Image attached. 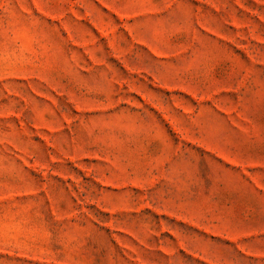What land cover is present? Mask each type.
<instances>
[{
	"label": "rangeland",
	"instance_id": "rangeland-1",
	"mask_svg": "<svg viewBox=\"0 0 264 264\" xmlns=\"http://www.w3.org/2000/svg\"><path fill=\"white\" fill-rule=\"evenodd\" d=\"M0 264H264V0H0Z\"/></svg>",
	"mask_w": 264,
	"mask_h": 264
}]
</instances>
